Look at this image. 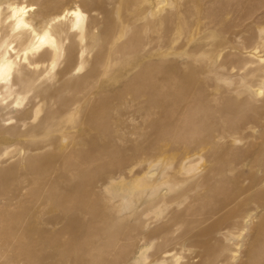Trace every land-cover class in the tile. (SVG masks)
<instances>
[{
	"label": "bare ground",
	"instance_id": "bare-ground-1",
	"mask_svg": "<svg viewBox=\"0 0 264 264\" xmlns=\"http://www.w3.org/2000/svg\"><path fill=\"white\" fill-rule=\"evenodd\" d=\"M105 1L32 0L31 4L26 5L20 0H0V103L7 101L6 108L11 110L25 106L21 113V116H24L35 108L38 112L42 104H55L60 101L62 113L59 118L56 117L57 113L49 112L45 119L35 126L27 124L29 129L44 128L48 125L43 137L59 133L60 138L66 140V132L78 128L75 123L78 109L98 90L124 81L143 83L133 89H126L124 94H119L115 108L118 116L113 122L115 130L108 137L109 141L111 140L109 147L112 152L105 153L113 160V164L105 169L109 170L107 181L101 186H95L94 177L85 180L87 186L99 187V194L103 196L98 197L95 191L93 194L86 191L84 195H58L57 191L61 189L76 193L79 188L62 187L64 177L58 172L50 176L52 180L43 190L46 194L42 197V201H45L44 208L33 210L28 216L27 221L40 220L49 203L53 201L57 204L61 199L66 200L69 204H66L60 216L51 219L49 224H73L75 230H66L73 232V241L81 236H93L90 234L91 229L97 228L106 219L101 214L102 209L94 207L95 204L91 203L93 199L98 203L103 201V209L113 208L119 214L129 213L123 218L127 223L138 221L140 217L147 215L149 209L136 218L132 217L131 210L136 209L147 190H151L153 196L164 186L172 191L180 186V181L172 182L171 176L188 177L197 172V165H191L188 156L179 160L176 165L173 160H164L170 146L179 145L190 149V153L195 155L198 151H207L208 147L219 146L225 142L237 145L243 141L246 134L251 137L261 128V122L256 115H246L245 111L234 107V104L222 103L226 101V96L239 104L250 105L251 101L264 103V0H234L232 4L225 2L216 16H212L210 11L207 12L198 0L195 7L186 4L176 11L170 9L164 17H160L164 8H161L158 2L152 4L150 1L129 0V5L133 4L137 8L130 9L131 12L128 10L129 15L119 12L125 22L118 32L112 25L111 14L104 7ZM144 3L150 5L149 12L153 20L160 17L161 23L170 26L167 28L168 33L177 35L167 41L169 49L183 34L187 35L190 28L215 32L208 34L207 42L203 45L178 53L186 62L202 65L198 74L184 75L172 71L167 78L163 77L162 67L158 61L152 60L154 54L149 48L155 42L160 43L161 38L150 36L157 22L150 20L135 28L131 35L128 34L127 27L131 21L139 19V6ZM249 6L255 9V13L251 16L243 15ZM189 20H194L195 23L190 25ZM187 38L186 36V41ZM182 48L183 46L178 48V51H182ZM160 78L172 84L171 92H161L157 82ZM178 79L181 80L175 84L174 81ZM223 81L226 82L225 85H221L220 82ZM187 82L198 83L201 89L191 88L189 91L185 84ZM188 93L189 97L186 99ZM171 97H176L180 106L186 104L189 115L186 121L190 134L177 133L176 129H173L174 111L178 109L176 105L174 107L167 103ZM103 105L105 110L111 107L108 102ZM154 116L157 118L152 120ZM201 119L203 122L199 124ZM138 123L151 126L154 137L152 140L140 132L144 129L139 128ZM127 126L136 129L133 135L138 134V138L129 141L130 144L126 142ZM0 139L4 144L11 143L10 137ZM40 149L43 148H35L34 151ZM124 151L125 155L121 157ZM244 156H248V174L241 173L237 180L224 186L219 183L215 189L211 188L210 182L214 176H224L227 171H237ZM237 159L232 160L226 167L218 165L217 169L207 171L187 189V192H193V197L197 199L205 196L206 187L211 193L230 185L223 192L224 197L214 202L206 214H202V211L195 212V217L202 215L206 220L193 219L191 229L185 231V235L191 237L196 246L204 250L203 254H199V261L205 264H225V248L215 245L212 247L208 244L209 240H214L215 233L224 235L223 231L226 230V239L233 241L237 227L242 224L248 227L253 220L251 207L258 204L261 198L258 190L264 188V148L261 146L258 152L238 155ZM25 162L30 167L36 163V159L29 157ZM32 169L34 168L30 170ZM155 169L158 173H155ZM15 170H18V167L8 171L0 169V177L10 175ZM199 189H204V193L198 191ZM188 195L182 194L180 199L185 201L189 198ZM159 211L163 213V208H159ZM91 215L94 219L85 223L84 217ZM121 221L112 219L110 222L117 225ZM207 221H212V225L204 226ZM262 225L263 223L261 228ZM147 227L148 224L144 222L139 228L144 232ZM133 232L135 230L125 231L123 240H131L134 237ZM142 232L140 231L139 235H143ZM94 235L99 236V232ZM200 243L203 245L200 246ZM119 246L118 241H111L115 252ZM51 248L54 249L53 252L46 257L52 260L49 264H67L69 259H73L72 264H86L90 256L89 251L94 250L95 246L82 247L83 255H76L74 258L73 243L69 246L62 242ZM123 251L124 249L121 252ZM210 251L219 254L211 255ZM140 258L141 262L136 264H150L146 260L145 251L141 253ZM243 261L244 259H241L239 264H243ZM110 264H117L116 258Z\"/></svg>",
	"mask_w": 264,
	"mask_h": 264
},
{
	"label": "rangeland",
	"instance_id": "rangeland-1",
	"mask_svg": "<svg viewBox=\"0 0 264 264\" xmlns=\"http://www.w3.org/2000/svg\"><path fill=\"white\" fill-rule=\"evenodd\" d=\"M20 1L26 5L32 3V0ZM128 1H105L104 7L111 14L112 25L116 32L121 29L122 23L125 22V19H121L122 16L119 15V12L127 13L128 10L131 12V10L137 8L133 4L129 5ZM144 1H150L152 4L156 2L160 3V7L164 8L160 17H164L170 11H176L177 8L180 9L182 8L181 6H185L186 4L193 8L198 0ZM200 1L207 12L210 11L212 16H216L219 14L221 10L220 6L223 3L229 2L232 4L234 0ZM139 8L141 14L139 19H134L135 21H131V24L127 27L128 34L130 35L135 28L141 27L148 21L153 20L150 17L149 4H141ZM184 10H186V7ZM130 12L127 14L129 15ZM243 13L245 16H251V14L255 13V9L249 6ZM160 17L153 20L157 22V25L152 35H150L159 39L161 38L160 43L157 44L155 42L149 48L152 49V53L154 54L152 60L158 61L160 67H162L161 72L163 77L168 76L172 71H178L184 75L198 74L202 65L197 66L190 61L186 62L178 53L203 45L207 42L206 37L208 34H215V32L207 29L195 30V28H190L187 35L183 34L181 39L169 49L170 47L167 46L169 42L167 41L172 40L177 35L168 33L167 28L169 25L164 22L161 23ZM189 21L190 25L195 23L194 20ZM125 25L127 26L128 23H125ZM102 27H104L103 24ZM186 36L188 37L187 41ZM181 46H183L182 51H178V48ZM161 54L165 55L162 56ZM157 55H160V57H157ZM180 80H175L174 83L177 84ZM157 82L161 92L172 91V84L166 79L160 78ZM220 83L221 85L226 84L225 81ZM139 84L142 85L143 83L124 81L123 83L113 84L110 88L98 90L95 95L89 97L78 109L75 116V123L78 128L68 130L66 132L68 133L66 140L61 139V134L59 133L47 138L43 137L44 132L48 129V125L44 128L35 129H29L27 125L35 126L43 121L49 112L57 113L56 117L59 118V115L61 116L62 113L59 105L60 101L55 104H42L38 112H36L35 108L24 116H21V113L24 111L25 106L11 110L6 108L7 101L0 103V137L11 138L10 144H4L0 139V169L8 171L11 168L18 167V170H15L14 173L0 177V264H49L52 260H48L46 257L53 252L54 249L51 247L62 242H65L69 246L72 243L75 244V252L72 253L73 258L76 255H83L82 247L94 245V250L89 251L90 256L89 258L87 257L86 264H110L115 258L117 264H136L141 262V253L144 251L146 253V260L150 264H205L199 261V254H203L204 250L197 247L193 239L185 235V231L191 229L193 219L206 220L205 216L202 215L195 217V212L202 211V214H206L214 202L224 197L223 192L230 185H227L223 189L219 188L216 192L211 193L206 187L205 189L208 191L205 190V196L197 199L193 197L195 194L187 192V189L192 182H196L207 171L217 169L218 165L226 167L232 160H238V155L253 153V151L258 152L261 146L264 148L263 102L253 103L251 101L252 105H245L228 99L230 97L226 96V101L222 103L223 105L232 103L234 107L245 111L246 115L253 114L258 117V120L261 122V128L252 135L254 137H249V134H246L243 141L237 145L225 142L219 146L208 147L207 151H198L195 155L190 153V149H184L179 145L170 146L164 160L168 162L173 160L174 165H176L179 160L189 157L191 159L189 161L192 162L191 165H197V172L193 175H188V177L171 176L170 180L172 182L180 181V186L175 187L172 191H169L168 187L164 186L153 196L151 190H147L145 196L137 204L136 209L131 210V213H133L132 217L136 218L140 217L142 212L149 209L147 215L140 217L138 221L134 220L127 223V220H123V218L129 215V213L123 212L119 214L113 208L103 209V201L98 203L95 201L96 199H93L91 203L95 204L94 207L102 209L101 214L106 219L101 224L98 222L97 228L91 229L92 232L90 234H93V236H81L76 241H73V232L66 231L68 229L75 230L76 227L73 224L71 226L69 224L58 226L49 224V221L59 217L64 206L69 204L64 199H61L57 204H54L53 201L49 203L40 220L27 221L28 216L33 210L44 208L45 201H42V197L46 194L43 190L46 188L48 182L52 180L50 176L58 172H61L64 177L62 187L79 186L76 193L61 189L62 191H57L58 195H84L83 193H86V191L91 194L95 191L98 197L103 196L99 194V187L94 188V185L87 186L85 180L89 177H94L93 179L96 180L93 181L96 182L95 186H101L107 181L109 170L106 171L105 169L113 164V160L109 156H106L108 152H112V149L109 147L111 140L109 141L108 137L115 130L113 122L114 118L118 116L115 110L117 100L120 96L119 94H122V92L124 94L126 93V89H133ZM185 84L188 86L189 91L191 88L201 89V85L198 83L187 82ZM188 97L189 93L186 99ZM177 101L176 97H171L167 101L169 105L174 107L176 105L178 109L174 111L173 129H176L177 133L190 134V129L187 126L188 121H186L189 117L187 106L184 103L180 106ZM106 102L111 106L109 110L103 108V104ZM22 117L23 120H21ZM156 118L154 116L152 120ZM202 122L203 120L201 119L198 123ZM137 126L144 129L140 131L143 135L148 136L151 140L154 138L151 126H142L139 123ZM198 129L201 128L198 127ZM125 130L127 132V144L133 138H138V134L133 135L136 131L133 126H127ZM35 148L43 149L34 151ZM121 155V157H124L125 151ZM216 156L218 159H216ZM29 157L36 159V163L30 167L25 162ZM241 160L243 162L238 166L239 169L237 171L231 173L227 171L228 173L224 176H214L213 181L210 182L211 188L214 187L215 189L219 183H222L224 186L228 182H233L240 177L239 175H242L241 173L248 174L250 172L248 156L242 157ZM29 168L34 169L30 170ZM155 173H158L157 169H155ZM186 179L187 181H184ZM198 191L204 193V189H199ZM258 191L261 198L258 204L256 203L251 207L254 218L249 226L247 227L242 224L237 227L234 231L235 236L232 237L233 241L226 239L228 234L224 230V235L215 233L214 240H209L208 242L212 247L215 245L219 248H225L223 251L225 264H239L241 259H244L243 264H264V188H260ZM182 194H189V198L182 201L180 199ZM93 198L95 197L93 196ZM98 199L101 200L102 198ZM89 206L92 207V205ZM159 208H163V213H160ZM41 219L44 220L41 221ZM84 219H86L85 223H90L94 219V216H86ZM112 219L122 221L114 225L110 222ZM144 222L148 224V227L142 232L139 227ZM261 223H263L262 228L260 226ZM211 225L212 221H207L204 224L206 227ZM128 229L135 230L132 233L134 237L129 241H125L123 240V233ZM140 231L143 235H139ZM96 232H99V236L94 235ZM112 240H116L120 244L116 252L111 247ZM201 244L203 245V243H200V246H202ZM122 249H124L123 252H121ZM167 252L169 254H166ZM210 254L217 255L219 252L210 251ZM100 256L101 258H99ZM72 260L69 259L66 263L72 264Z\"/></svg>",
	"mask_w": 264,
	"mask_h": 264
}]
</instances>
